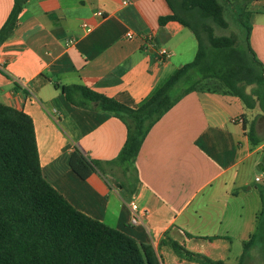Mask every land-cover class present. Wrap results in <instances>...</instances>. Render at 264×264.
Masks as SVG:
<instances>
[{
    "label": "crops",
    "instance_id": "crops-1",
    "mask_svg": "<svg viewBox=\"0 0 264 264\" xmlns=\"http://www.w3.org/2000/svg\"><path fill=\"white\" fill-rule=\"evenodd\" d=\"M240 1L229 5L237 16L249 13L250 46L264 65V0L243 9ZM13 6L0 0V29ZM172 15L167 0H29L0 44V103L32 118L43 177L76 210L151 246L161 264H198L162 244L171 240L229 264L234 235L248 242L263 220L264 124L250 118L256 107L205 81L153 126L129 164L119 160L126 124L79 88L142 106L198 52L183 24L160 22ZM75 150L98 163L85 179L72 169ZM132 201L146 212L138 225Z\"/></svg>",
    "mask_w": 264,
    "mask_h": 264
},
{
    "label": "trees",
    "instance_id": "trees-1",
    "mask_svg": "<svg viewBox=\"0 0 264 264\" xmlns=\"http://www.w3.org/2000/svg\"><path fill=\"white\" fill-rule=\"evenodd\" d=\"M29 0H14L12 12L0 29V44L7 41L19 24ZM173 15L161 18L163 24L175 20L188 28L198 41L193 62L178 70L147 102L137 109L79 87L85 96L104 111L115 114L128 128L127 142L119 156L132 164L153 126L187 93L200 83L214 80L237 95L249 109L259 103L264 112V65L250 46L252 27L249 13L239 14L244 29V46L229 36H216L214 25L227 28L224 4L231 0H167ZM253 0L238 3L243 9ZM193 82L181 90L184 84ZM254 88L247 93V87ZM63 92L69 91L62 87ZM249 137L254 145L255 130ZM71 166L81 178L95 171L79 150ZM256 233L243 244L239 264L256 245ZM220 237H206L214 241ZM169 245L181 259L198 264H227L195 253L176 241ZM0 264H161L151 246L76 210L43 177L34 122L23 111L0 103Z\"/></svg>",
    "mask_w": 264,
    "mask_h": 264
},
{
    "label": "rangeland",
    "instance_id": "rangeland-1",
    "mask_svg": "<svg viewBox=\"0 0 264 264\" xmlns=\"http://www.w3.org/2000/svg\"><path fill=\"white\" fill-rule=\"evenodd\" d=\"M224 6H225L224 17L228 23V27L221 28L217 25H214V34L216 36L232 37L235 39L236 45L244 46L245 35H244V29L240 23V19L234 13L233 9L231 8V5L224 4ZM192 83L193 82L184 84L181 90L188 87ZM253 88H254L253 86H249L247 87L246 90L248 93H250ZM263 114L264 112L262 111L259 103H257L256 108L252 110L250 118L254 117V123L257 125L264 124ZM257 171L259 173L261 172L259 169H257ZM262 219L263 220H260V224H259L261 225V227L258 231V240L256 242V245L248 251L246 255V259L244 260L243 264H264V214L262 215ZM230 248L231 251L226 252V255L231 258L229 264H239L240 256L243 253V243L240 241L239 236L237 237L236 235H234L232 239V243L230 244Z\"/></svg>",
    "mask_w": 264,
    "mask_h": 264
},
{
    "label": "built area",
    "instance_id": "built-area-1",
    "mask_svg": "<svg viewBox=\"0 0 264 264\" xmlns=\"http://www.w3.org/2000/svg\"><path fill=\"white\" fill-rule=\"evenodd\" d=\"M97 15H99V16H103L102 12H98ZM84 27H85V28H88L89 25H88L87 23H85V24H84ZM127 36H128L129 38H132V37H133L132 34H128ZM159 51H160V53H161L162 55H164L165 57L168 56V50H167L165 47L160 48ZM130 207H131V212H132V217H131V222H132V224H134V225H138V224H140V222H141V218H142V215H144L146 212L140 210L138 204H137L135 201H132V202L130 203Z\"/></svg>",
    "mask_w": 264,
    "mask_h": 264
}]
</instances>
